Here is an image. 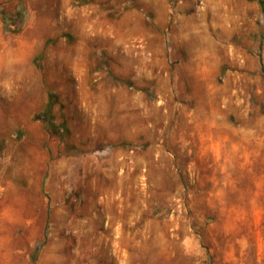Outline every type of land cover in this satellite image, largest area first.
Here are the masks:
<instances>
[{
  "label": "rangeland",
  "instance_id": "374dc122",
  "mask_svg": "<svg viewBox=\"0 0 264 264\" xmlns=\"http://www.w3.org/2000/svg\"><path fill=\"white\" fill-rule=\"evenodd\" d=\"M0 264H264V0H0Z\"/></svg>",
  "mask_w": 264,
  "mask_h": 264
},
{
  "label": "trees",
  "instance_id": "16d2710c",
  "mask_svg": "<svg viewBox=\"0 0 264 264\" xmlns=\"http://www.w3.org/2000/svg\"><path fill=\"white\" fill-rule=\"evenodd\" d=\"M261 4H263V2H261Z\"/></svg>",
  "mask_w": 264,
  "mask_h": 264
}]
</instances>
